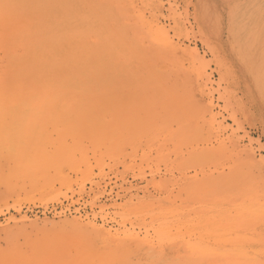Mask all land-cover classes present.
I'll use <instances>...</instances> for the list:
<instances>
[{
    "label": "rangeland",
    "instance_id": "rangeland-1",
    "mask_svg": "<svg viewBox=\"0 0 264 264\" xmlns=\"http://www.w3.org/2000/svg\"><path fill=\"white\" fill-rule=\"evenodd\" d=\"M48 1L61 10L59 49H77L80 61L76 64L91 68L93 83L104 85L106 81V86L117 89L124 107L147 112L127 114L131 116L125 117L131 124L130 134H119L110 148L98 144L103 133L100 127L89 129L77 123L76 118L87 111H52L43 114L39 124L0 127V264L97 263L95 256H105L108 249L97 239L79 238L70 227L78 218L111 230H123L124 223L127 229L135 226L140 238L148 230L156 249L130 244V264L175 263L178 246L155 238L153 216L121 222L120 213L145 198L152 206H164L166 212L174 208L170 209L174 210L170 218L166 213L162 217L173 220L174 225L194 218L199 209L208 216L219 209L232 218V204L220 192L233 193L252 180L258 190L264 189V173L246 174L241 167L239 172L246 178L233 180L230 174L234 165L244 162L243 150L250 149L257 160L264 162V0H156L157 4L155 0L152 4L143 0L145 5L142 0ZM135 14L147 22L140 25ZM149 25L165 28L175 55L164 56L153 50L146 33ZM73 35H84L86 46L78 39L72 42ZM64 51L61 54L66 58ZM195 56L203 62L209 79L206 85L197 81ZM46 60L42 55L40 60L30 61L21 74L28 77L30 69L43 70ZM209 101L220 128L209 127L204 116ZM115 113L112 101L105 113L108 129L116 124L111 120ZM88 115L100 119L94 111ZM132 118L137 120L131 122ZM202 152L205 155L200 157ZM204 177L211 182L227 177L230 182L216 184L220 189L214 186L216 195H211L219 204L210 202L209 207L207 203V210L199 208L196 193L189 186L201 179L204 182ZM173 230L172 237L187 236L185 230Z\"/></svg>",
    "mask_w": 264,
    "mask_h": 264
},
{
    "label": "bare ground",
    "instance_id": "bare-ground-1",
    "mask_svg": "<svg viewBox=\"0 0 264 264\" xmlns=\"http://www.w3.org/2000/svg\"><path fill=\"white\" fill-rule=\"evenodd\" d=\"M150 1L152 4L153 0H148L149 2L148 4H150ZM154 3H156V0ZM131 5L133 7V4ZM145 7H148V5ZM156 7H158L159 9V6ZM152 9H154V7ZM60 11L61 10L57 5L50 4L48 0H7V1L0 0V127L4 125H7L8 127L16 126V125L31 126L36 122L37 124H39L40 122H43L42 115L52 111H60L62 113H72V114L75 112L82 113V111H87L86 113H82L84 115L81 116L80 118H76V120L78 121L77 123L82 124V126L87 127L89 129H95V127H100L98 129L103 130V133L100 134L103 136V138H100L102 136L99 137V139L97 140L99 141L98 144L106 148H108L111 144L114 146V143H112L114 142L113 139L120 137L123 133L124 134L126 133L127 135L130 134L131 124L130 122L127 124L125 121L126 119L125 117H127V114L134 113L133 115L136 116L135 114L139 113L138 115H140V113L142 114V112L145 113L146 110L144 109L139 110L140 109L139 108L138 111L136 107V110L133 111L124 107L122 105V102L119 100V95L116 94L117 89H111L110 86H106L107 83L106 81L104 85H101L99 83L98 84L93 83L92 82L93 77L95 76L91 75L90 73L91 68L90 67L80 68L79 65L76 64V62L78 63V61H80L77 49L75 52H69V50L64 51L62 49L61 50L59 49L60 43L58 41L59 40L58 38L60 36V32L62 31L61 26L63 24V22L60 21L61 20V17L59 16ZM18 12L24 14V16L19 15ZM136 17L141 23L140 25H143V23L147 22V21L143 22L141 20V16L139 15H136ZM51 18H54L55 20H51ZM150 18L152 19V17ZM54 23L55 25L53 26ZM155 28H153V25H149L146 31L148 38L152 42L153 50L157 51L159 54L162 53V55L164 56L168 54L175 55L174 52H176L175 51L176 49H174V47L170 45V41H168V37H167V31L164 30L165 28L159 26H156ZM71 39L72 42L74 41L76 42L75 39H78V41L82 42L83 46H86L84 35L81 36L73 35L71 36ZM86 48L88 49V47ZM62 51L66 52V58H63V55L61 54ZM131 52L134 55H137V50L135 51L132 49ZM94 54H96V50H94ZM42 55L43 57H45V59H47L46 60L47 63H45L47 65H45V68L43 70L30 69L29 76L24 77L21 74L22 68L26 67L28 63L32 60H35L37 58H39L40 60V56ZM147 57H149V55ZM61 59L64 60L61 61ZM146 62H148V58ZM193 62H194V67L196 66L195 75L196 77H198L197 81L203 82L206 85L207 82H209V79L205 74V68L202 60L196 57L194 58ZM41 67H43V65ZM41 67L39 69H41ZM98 73L100 74L101 71H98ZM109 81L110 79L108 80V82ZM201 92L204 94L205 88H202ZM174 99L175 98L172 97V100ZM112 101L115 103L116 113L114 114V116L111 117V120L116 124L113 126L111 124L110 125V127L112 126L111 129H108L109 124L108 121L106 120L105 113L110 107V102ZM126 109L128 110L125 111ZM90 111H94L98 115L100 114V119H92L91 117H89L88 112ZM203 112H204V116L207 117V123L209 127H213L217 125V127L220 128L215 121V116L212 113V107L210 101L206 103ZM130 117L129 118L127 117V119H130ZM136 120L137 118L136 119L132 118V120L130 121L135 122ZM153 125L155 126V124ZM202 131H204V129ZM216 138L217 137L215 136V139ZM220 142H222V140ZM117 144L118 143L116 142L115 146H117ZM117 148L115 147V149ZM221 149H226V148L221 147ZM243 152L245 155V160L243 159L244 162L234 165L232 167L233 169L231 170L230 174L234 178L233 180L236 179L239 180V178L241 177L246 178L244 174L242 175L239 172L240 171L239 169H241V167H244V169L242 170H245L244 173L246 174L250 171L264 173V164H263L264 162H262V159L257 160L250 149L243 150ZM202 153H203L202 155H199L200 157L201 156L203 157V155H205L204 154L205 152ZM204 157L206 158V156ZM199 159L197 161L202 162L204 160V159L203 160H199ZM228 179L229 178L227 177H222V179L218 182H215L214 179H213L214 182H211L206 179H205L206 181L203 180L204 182H201L202 181L201 179L200 182H198L197 184L189 185L193 187L194 194L196 193L194 199L200 204L198 205L199 208L205 209L204 206L207 203L208 206L210 207L211 206L209 204L210 202L213 203L216 202V200H218L216 199L217 197L212 196L214 194L216 195L215 187L217 186L215 185L216 184H219L221 186H223L222 184L226 185L227 183H230ZM256 184L257 182L252 180L251 182L248 181V183L246 184V186H244V188L235 189L238 191H235L233 193L232 192L229 193L225 191H222L223 193L220 192V194H226L225 198L223 199L228 202H231L230 204H232L231 207H232V211L234 212L232 218L228 216L230 215V213L222 212L219 209H217L218 207L216 208L217 209L216 214L215 215L213 214L211 216H208L209 214L207 215V213L201 214L200 212L202 210L199 209L200 212H198L194 218L191 217V219L188 218L185 220L182 219V221L180 219L181 222L179 224L174 225L172 224L173 220L169 221L168 219L166 220L164 218L165 219L164 220L162 218L164 213L168 214V217L169 214H173L174 210H170V209H174V208L171 207L169 209L168 207L169 210L167 211L168 212L167 213L164 206L162 207L152 206V203H148V201L144 200L145 199L144 198L136 202V204L134 205L131 203L132 206L129 203L130 205L129 207H126L124 209L122 208L123 212L121 211L122 213H120L119 211L121 215L120 217H122V219L121 218L120 219L122 220L121 222L123 221L125 222L127 220H130L131 217H134L136 219L137 218L141 219L146 215L147 216L151 215V217L153 216L154 224L151 222L149 223L155 225L152 226L153 227L152 230H153V234L155 235V238L162 243H164V241L166 242L169 240L170 242L176 243V246H178V255L176 259L177 262L175 263L173 262L172 264H264V189L258 190ZM236 185L237 187H239L238 183H236ZM217 188L220 189V187ZM184 189L185 188H183V190ZM191 193L192 192H190V195ZM194 194L192 196H194ZM33 198L34 196L29 198V200L31 201ZM184 199L185 202H187L186 198ZM167 200L169 199H166L165 201ZM175 203L176 202H174V204ZM216 203L219 204L218 202ZM226 203L223 204L226 205ZM208 206L205 207H207L208 209L209 208ZM214 207L215 204L213 208ZM222 208L225 209L226 206ZM186 209L188 210V208ZM193 209L196 210V208ZM212 210L213 209H210L211 212L214 211ZM193 211L194 210H192V212ZM19 219H21V217ZM23 219L25 218H22V220ZM70 227L74 230L75 233L79 235V238L84 237L85 239L88 240L97 239L105 246L106 249H108V253L105 256H98V255L95 256L96 259L98 258L97 259L98 262L95 264H130V262H128V256L130 254V244L131 245L134 244L135 247L137 248L146 245L149 249H152L150 251H154L156 249V247L153 246L155 243L152 244V240L151 238H149L150 236H148L149 234H148V230H146L147 228L146 229L144 228L146 230L143 231V233L145 232V235L142 238H140L139 233L135 232L134 230L135 226H132L131 229H127L125 228V223L123 224L124 227L123 230L122 229L111 230V229H105L103 226H97L91 221L83 223V221L78 218V219H74L71 222ZM147 227H149L150 229V226ZM139 228L141 229V227H138V229ZM176 228L180 232L182 230H185L188 237L182 234L176 235V237H172L171 231ZM39 231L37 230V232ZM210 240L213 241V244L210 243ZM53 246L55 245L53 244ZM67 251L65 250L66 253ZM151 256H153V254ZM161 262H165V261H160V263ZM89 264H93V263L91 262Z\"/></svg>",
    "mask_w": 264,
    "mask_h": 264
}]
</instances>
